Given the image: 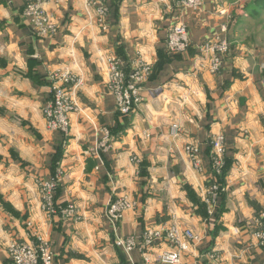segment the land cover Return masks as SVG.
<instances>
[{"label": "crops", "instance_id": "crops-1", "mask_svg": "<svg viewBox=\"0 0 264 264\" xmlns=\"http://www.w3.org/2000/svg\"><path fill=\"white\" fill-rule=\"evenodd\" d=\"M179 2L106 0L102 27L85 0H47L58 31L39 38L24 0H0V264H11L12 239L28 240L27 224L49 240L54 264H161L156 257L169 249L165 243L144 255L116 242H138L146 227L172 219L199 237L181 264H264V246L251 234L264 213V0H203L198 13ZM177 20L191 46L172 54L165 39ZM213 34L230 44L216 74L199 52ZM110 55L125 73L138 62L149 65L142 102L126 116L106 89ZM63 69L84 80L73 98L82 113L70 115L68 135L48 130L42 114L52 74ZM101 127L112 144L92 154ZM219 133L224 164L213 197L209 151ZM187 144L198 146L201 171ZM58 166L56 201L76 204V222L39 210L35 177L48 179ZM117 197L133 207L114 228L104 213Z\"/></svg>", "mask_w": 264, "mask_h": 264}, {"label": "built area", "instance_id": "built-area-1", "mask_svg": "<svg viewBox=\"0 0 264 264\" xmlns=\"http://www.w3.org/2000/svg\"><path fill=\"white\" fill-rule=\"evenodd\" d=\"M23 14L33 27L34 34L37 37H52L58 31V23L55 22L51 14H49L44 5L47 0H24ZM86 4L93 8L96 12L95 21L103 27L106 20V0H85ZM203 0H180L179 6L182 9H189L192 13H198L202 8ZM223 28L225 32L226 28ZM166 49L172 54H181L186 52L190 46V40L187 34V26L182 20L174 22L167 30L165 39ZM229 42L226 38L219 35H211L199 47L202 59L205 55L209 57V71L216 74L220 71L225 57L229 51ZM106 62V89L115 100L116 111L121 116H126L135 111L142 102L143 85L146 82L150 69L149 65L138 62L132 71L125 73L121 60L110 55L105 59ZM61 81L59 87L52 90V99L44 106V115L47 118L48 128L52 131H60L67 135L69 130L68 114L76 110V104L72 101V94L75 90L83 86L84 80L81 75H75L68 69L56 71L52 74V79ZM101 136L93 147L92 154H98L106 151L111 146L109 138V130L107 127H101ZM179 133L178 125L172 124L170 127V135L176 137ZM190 163L195 170L201 171L202 160L197 145L187 144L185 146ZM224 136L219 133L213 137L210 142L209 151V176L211 179V192L214 197L216 194L219 177L224 164ZM55 179L44 183V200L49 203L46 209L48 214L59 215L62 219L75 220V207L72 202L67 203L65 208L60 209L51 202L53 198V189L55 188ZM133 204L125 197H117L109 203L105 209V217L110 225L115 228L116 223L123 217L125 211L131 209ZM256 239L258 245L264 246V213H261L257 219L254 230L251 232ZM198 235L189 228H181L172 219L161 227H146L140 240L136 242L133 236L121 238L117 240V244L121 245L125 251L129 252L134 248H138L145 255L149 247L158 243H165L168 250L161 251L156 261L161 264H181L183 252L187 251L188 246L198 241ZM8 259L11 264H54V253L50 245L46 241H42L39 237L36 242L12 243L7 249ZM216 258V257H215Z\"/></svg>", "mask_w": 264, "mask_h": 264}, {"label": "rangeland", "instance_id": "rangeland-1", "mask_svg": "<svg viewBox=\"0 0 264 264\" xmlns=\"http://www.w3.org/2000/svg\"><path fill=\"white\" fill-rule=\"evenodd\" d=\"M246 1H249V0H246ZM39 38H42V37H39ZM46 38H48V37H46ZM72 73L73 74H75V75H78L77 73H74L73 71H72ZM61 85V81H59L58 79H52V90H53V88L54 87H59ZM81 89V87L79 88V89H77V90H75V92H74V94H72V96H71V98H72V101H73V103H75L76 104V102H75V100L73 99L74 98V96L77 94V92L79 91ZM51 90V91H52ZM51 99H52V97H51ZM51 101V100H50ZM49 102V101H48ZM47 102V103H48ZM46 104H44L43 105V107H42V114H43V117H44V120H45V123H46V127L48 128V123H47V118H46V116L44 115V106H45ZM77 105V104H76ZM73 113H82V109H80V107L79 106H76V110H74V111H72V112H70L69 114H68V121H69V126H68V130L70 131V115L71 114H73ZM48 130H50L49 128H48ZM109 130V129H108ZM50 131H52V130H50ZM57 131V130H56ZM60 132V131H59ZM109 132H110V130H109ZM62 133V132H61ZM69 133V132H68ZM68 135V134H67ZM109 138H110V141H111V144H112V135H111V133L109 134ZM111 147V146H110ZM108 150V149H107ZM92 152V150H90V153ZM55 177H58L57 179L58 180H55V188L53 189V198L51 199V202H52V204H53V207L54 206H59V208L60 209H62V208H65L66 206H67V204H65V205H62V204H60V203H58L57 201H56V194H57V191H58V189H59V186H60V184H61V182H62V179H63V171H62V169H60L59 168V166L56 168V170L51 174V176L47 179V178H44V177H42V176H36L35 177V185H36V188H37V191H38V196H39V210H40V212L42 213V214H44L46 217H48V218H52V217H54V216H59V215H56V214H48V212H47V208L49 207V203L46 201V200H44V195H45V191H44V183H46V182H48V181H50V179H55ZM70 202H72L73 204H74V207H75V215L78 217V214H77V207H76V204L73 202V201H70ZM70 202H67V203H70ZM105 216V215H104ZM60 217V216H59ZM76 220H78V218L77 219H75V220H70V221H72V222H76ZM30 224H27V227H28V231H27V234H28V240H19V239H12L9 243H8V245H7V249H8V247L10 246V244H12V243H22V242H36L37 241V238L39 237L42 241H46V242H48L49 243V245H50V248H51V244H50V242H49V240L46 238H44L43 237V235H42V233H38V232H34V231H32L31 229V227L29 226ZM29 227H30V229H29ZM8 254V253H7Z\"/></svg>", "mask_w": 264, "mask_h": 264}, {"label": "trees", "instance_id": "trees-1", "mask_svg": "<svg viewBox=\"0 0 264 264\" xmlns=\"http://www.w3.org/2000/svg\"><path fill=\"white\" fill-rule=\"evenodd\" d=\"M221 177V176H220Z\"/></svg>", "mask_w": 264, "mask_h": 264}]
</instances>
